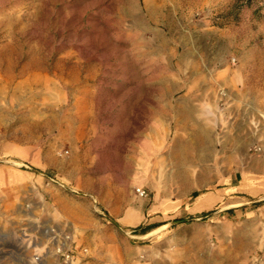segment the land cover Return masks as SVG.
<instances>
[{"label": "rangeland", "instance_id": "obj_1", "mask_svg": "<svg viewBox=\"0 0 264 264\" xmlns=\"http://www.w3.org/2000/svg\"><path fill=\"white\" fill-rule=\"evenodd\" d=\"M175 120H217L204 163L264 170V0H0L2 200L95 217L115 258L150 243L119 214L195 177Z\"/></svg>", "mask_w": 264, "mask_h": 264}, {"label": "crops", "instance_id": "obj_2", "mask_svg": "<svg viewBox=\"0 0 264 264\" xmlns=\"http://www.w3.org/2000/svg\"><path fill=\"white\" fill-rule=\"evenodd\" d=\"M216 122L175 120V125H185L187 133L175 132L177 147L193 149L198 160L192 171L188 170L196 175L186 184L184 194L169 198L165 192L150 202H128L122 207L119 219L123 225L153 237L150 243L123 245L115 258L112 244L95 247L89 241L97 234L95 217L74 220L54 201H37L35 206L40 204L41 208L34 214H23L19 198H0L1 240L16 246V229L26 226V237L33 241L49 217L59 226L65 225L77 245H88L90 253L79 264H264V179L259 178L264 170L251 161L249 172L253 176L248 183L243 181L234 149L225 164L204 163L209 154L202 152L218 146ZM174 187L170 182L167 188ZM189 228L191 233L185 235ZM40 243L47 263L54 264L52 248L43 240ZM0 264L16 262L8 256Z\"/></svg>", "mask_w": 264, "mask_h": 264}, {"label": "built area", "instance_id": "obj_3", "mask_svg": "<svg viewBox=\"0 0 264 264\" xmlns=\"http://www.w3.org/2000/svg\"><path fill=\"white\" fill-rule=\"evenodd\" d=\"M146 189L142 186H137L135 192L140 198H147L148 191ZM37 201L42 203L49 200H44L43 198L33 201L28 199L21 200L23 202L21 204L23 214H34L36 208H41L42 205L40 204L35 206ZM47 219L39 227V235L33 241L31 238L26 237L28 232L26 226H19L16 229L19 237L16 246L10 245L0 238V262L4 257L11 256L16 264H48L46 255L39 249L40 240H43L52 248L54 264H79L87 256V248L75 243L72 232L65 225L59 226L57 222L51 221V218L47 217ZM64 223L66 224V222Z\"/></svg>", "mask_w": 264, "mask_h": 264}, {"label": "trees", "instance_id": "obj_4", "mask_svg": "<svg viewBox=\"0 0 264 264\" xmlns=\"http://www.w3.org/2000/svg\"><path fill=\"white\" fill-rule=\"evenodd\" d=\"M137 229L135 228L134 231H136Z\"/></svg>", "mask_w": 264, "mask_h": 264}]
</instances>
